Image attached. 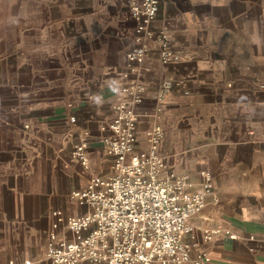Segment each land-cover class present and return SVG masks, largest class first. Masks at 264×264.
I'll return each instance as SVG.
<instances>
[{
	"label": "crops",
	"instance_id": "1",
	"mask_svg": "<svg viewBox=\"0 0 264 264\" xmlns=\"http://www.w3.org/2000/svg\"><path fill=\"white\" fill-rule=\"evenodd\" d=\"M16 1L24 10L21 57L1 62L0 264H49L52 213H87L70 192L112 172L103 138L129 81L134 24L124 0ZM149 30L135 78L143 88L136 149L158 124L168 169L194 187L210 172L216 201L207 196L190 218L184 240L192 255L205 251L208 264H264V0H160ZM160 31L178 56L166 66L154 40ZM161 75L176 83L163 95ZM78 143L86 144L87 167L72 156ZM59 230L58 240L71 237ZM206 230L218 231L205 240Z\"/></svg>",
	"mask_w": 264,
	"mask_h": 264
},
{
	"label": "built area",
	"instance_id": "2",
	"mask_svg": "<svg viewBox=\"0 0 264 264\" xmlns=\"http://www.w3.org/2000/svg\"><path fill=\"white\" fill-rule=\"evenodd\" d=\"M124 1L134 24L135 44L125 53L123 75L129 81L121 86L113 107L108 123L112 134L103 138L112 172L91 176L84 188L70 192L73 201L88 208L87 213H52L45 256L49 264H208V254L198 251L192 255V245L184 236L192 232L190 218L202 210L207 196L216 201L210 172L201 171L194 187L186 174L168 169L158 151L164 136L158 124L145 130L146 148L136 149V107L143 101V88L135 78L148 50L149 26L160 0ZM154 40L162 66L178 61L165 33H156ZM175 84L161 75L158 94L172 90ZM72 156L87 167L85 143L76 144ZM61 227L71 237L58 240ZM217 231L206 230L204 239L210 240Z\"/></svg>",
	"mask_w": 264,
	"mask_h": 264
},
{
	"label": "rangeland",
	"instance_id": "3",
	"mask_svg": "<svg viewBox=\"0 0 264 264\" xmlns=\"http://www.w3.org/2000/svg\"><path fill=\"white\" fill-rule=\"evenodd\" d=\"M23 12L18 1L0 0V85H3L5 78V68L1 62L6 57L8 62H16L21 57L18 46L23 32Z\"/></svg>",
	"mask_w": 264,
	"mask_h": 264
}]
</instances>
